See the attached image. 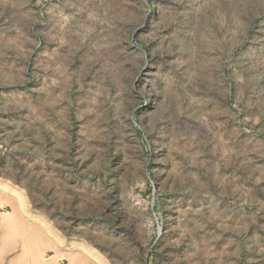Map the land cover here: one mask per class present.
Wrapping results in <instances>:
<instances>
[{
	"label": "rangeland",
	"instance_id": "374dc122",
	"mask_svg": "<svg viewBox=\"0 0 264 264\" xmlns=\"http://www.w3.org/2000/svg\"><path fill=\"white\" fill-rule=\"evenodd\" d=\"M0 264H264V0H0Z\"/></svg>",
	"mask_w": 264,
	"mask_h": 264
}]
</instances>
